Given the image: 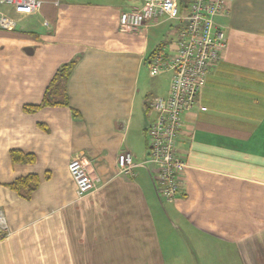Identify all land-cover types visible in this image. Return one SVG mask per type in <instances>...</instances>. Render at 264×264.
I'll list each match as a JSON object with an SVG mask.
<instances>
[{"label": "crops", "instance_id": "obj_1", "mask_svg": "<svg viewBox=\"0 0 264 264\" xmlns=\"http://www.w3.org/2000/svg\"><path fill=\"white\" fill-rule=\"evenodd\" d=\"M40 1L15 30L0 28V264H264V0H230L216 19L227 48L183 118L187 169L171 202L158 199L145 160L150 106L168 96L172 74L149 65L177 52L182 24L122 30L121 13L143 0ZM178 2L186 14L188 0ZM71 62L68 106L27 112ZM13 151L34 163H14ZM123 152L130 174L118 168ZM78 156L99 178L82 199L68 169ZM32 175L29 198L10 187Z\"/></svg>", "mask_w": 264, "mask_h": 264}, {"label": "built area", "instance_id": "obj_2", "mask_svg": "<svg viewBox=\"0 0 264 264\" xmlns=\"http://www.w3.org/2000/svg\"><path fill=\"white\" fill-rule=\"evenodd\" d=\"M229 1L188 0L186 14L183 15L178 0H143L140 9L120 15V28L128 32H135L159 18L182 24L176 37L177 52L168 54L160 51L149 65L154 76L172 74L168 96L151 103L155 118L146 129L145 164L153 167L154 188L160 201L171 202L181 192L187 169L177 148L183 118L198 105L206 76L227 48L224 28L217 24L216 19L228 14ZM41 6L40 0H0V28L15 30L19 18L37 15ZM133 167V155L121 153L118 157L120 173L130 174ZM68 169L78 198L86 197L97 187L99 178L85 156L74 158ZM6 229V217L0 209V239L5 236Z\"/></svg>", "mask_w": 264, "mask_h": 264}, {"label": "trees", "instance_id": "obj_3", "mask_svg": "<svg viewBox=\"0 0 264 264\" xmlns=\"http://www.w3.org/2000/svg\"><path fill=\"white\" fill-rule=\"evenodd\" d=\"M75 62H71L62 66L54 78L52 79L49 87L47 88L45 97L39 106H28L26 107L27 112H35L40 108L49 106H68L67 98V82L74 67ZM77 117V113H74ZM11 159L14 163L33 164L35 158L33 155H26L22 152L13 151L11 153ZM39 185V178L37 176H28L20 179L12 184L10 187L12 190L20 194L24 198H29L34 192L36 187Z\"/></svg>", "mask_w": 264, "mask_h": 264}, {"label": "rangeland", "instance_id": "obj_4", "mask_svg": "<svg viewBox=\"0 0 264 264\" xmlns=\"http://www.w3.org/2000/svg\"><path fill=\"white\" fill-rule=\"evenodd\" d=\"M171 22H173V21H171ZM146 73H147V75H148V78H149V81L151 82V83H156L157 81H159V78L158 79H155V78H151L150 77V74H149V68H147L146 69ZM162 75H164V74H160V76H162ZM165 76H162L161 78L163 79ZM166 77H168V76H166ZM165 83H167L166 81H165ZM154 113H152V115H153Z\"/></svg>", "mask_w": 264, "mask_h": 264}]
</instances>
